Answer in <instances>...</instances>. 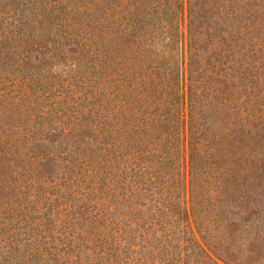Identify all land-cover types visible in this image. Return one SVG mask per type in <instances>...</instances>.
I'll return each instance as SVG.
<instances>
[{
	"label": "trees",
	"instance_id": "16d2710c",
	"mask_svg": "<svg viewBox=\"0 0 264 264\" xmlns=\"http://www.w3.org/2000/svg\"><path fill=\"white\" fill-rule=\"evenodd\" d=\"M219 261L264 264V0H0V264Z\"/></svg>",
	"mask_w": 264,
	"mask_h": 264
},
{
	"label": "rangeland",
	"instance_id": "374dc122",
	"mask_svg": "<svg viewBox=\"0 0 264 264\" xmlns=\"http://www.w3.org/2000/svg\"><path fill=\"white\" fill-rule=\"evenodd\" d=\"M183 170V173L185 175V180L187 182V179H188V167H187V163H184V167L182 168ZM184 200H185V204L186 206L188 207L189 206V192H188V188L186 187V190H185V194H184ZM219 264H223L222 261H219Z\"/></svg>",
	"mask_w": 264,
	"mask_h": 264
}]
</instances>
